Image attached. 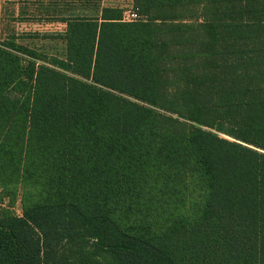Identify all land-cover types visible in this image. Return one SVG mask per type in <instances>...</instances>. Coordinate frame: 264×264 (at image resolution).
I'll use <instances>...</instances> for the list:
<instances>
[{"label":"trees","instance_id":"1","mask_svg":"<svg viewBox=\"0 0 264 264\" xmlns=\"http://www.w3.org/2000/svg\"><path fill=\"white\" fill-rule=\"evenodd\" d=\"M129 1L0 43V264H264V0Z\"/></svg>","mask_w":264,"mask_h":264},{"label":"crops","instance_id":"2","mask_svg":"<svg viewBox=\"0 0 264 264\" xmlns=\"http://www.w3.org/2000/svg\"><path fill=\"white\" fill-rule=\"evenodd\" d=\"M131 3L133 1L129 0H0V43L34 19L52 17L61 20L64 35L67 23L63 19L97 17L104 8L122 9Z\"/></svg>","mask_w":264,"mask_h":264},{"label":"rangeland","instance_id":"3","mask_svg":"<svg viewBox=\"0 0 264 264\" xmlns=\"http://www.w3.org/2000/svg\"><path fill=\"white\" fill-rule=\"evenodd\" d=\"M83 4H85L84 1H82V6ZM133 6H135L134 3L127 4L122 10L131 9ZM64 30L61 20L52 17L40 18L31 20V23L11 35L10 38H13L19 45L37 51L40 54L64 59L66 57V44L61 38ZM9 203L10 200L5 198L4 206L9 205ZM11 204L13 214L21 216L23 212L21 196L16 201L11 202Z\"/></svg>","mask_w":264,"mask_h":264},{"label":"built area","instance_id":"4","mask_svg":"<svg viewBox=\"0 0 264 264\" xmlns=\"http://www.w3.org/2000/svg\"><path fill=\"white\" fill-rule=\"evenodd\" d=\"M144 19L145 18L141 15L140 11L135 6L123 12L124 22H137L142 21Z\"/></svg>","mask_w":264,"mask_h":264}]
</instances>
